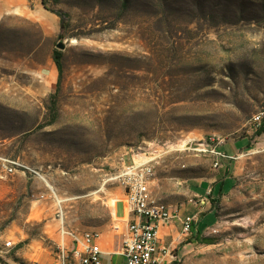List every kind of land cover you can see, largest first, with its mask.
Returning a JSON list of instances; mask_svg holds the SVG:
<instances>
[{
	"label": "rangeland",
	"instance_id": "1",
	"mask_svg": "<svg viewBox=\"0 0 264 264\" xmlns=\"http://www.w3.org/2000/svg\"><path fill=\"white\" fill-rule=\"evenodd\" d=\"M27 1L0 22V264L56 258L61 215L69 228L108 224L126 152L167 177L198 160L189 175L202 177L220 143L241 149L232 189L206 197L216 223L170 264H264V118L253 123L264 114V0Z\"/></svg>",
	"mask_w": 264,
	"mask_h": 264
},
{
	"label": "crops",
	"instance_id": "2",
	"mask_svg": "<svg viewBox=\"0 0 264 264\" xmlns=\"http://www.w3.org/2000/svg\"><path fill=\"white\" fill-rule=\"evenodd\" d=\"M27 2V0H0V22L6 15H20V13H25L27 10ZM47 70L48 71L44 74L46 87L50 91L56 90L59 84L60 73L54 64V60L50 62ZM225 146L226 144L220 143L219 146H215V149L225 154L227 158L221 160V166L218 169L213 167V169H210V171L202 177L195 176L194 174L189 175V172L193 173L196 170L194 167L198 164V160H191L188 165L193 167V169L190 168L192 170L182 172L176 177L162 176L155 172L151 190L157 198L170 207V210L174 216H176V219L172 222L159 226L160 241L163 246L171 250L174 259H178L180 256L183 257L191 249L196 248L201 238L206 236L210 226L216 223L214 203H212V205L211 203H207L203 206L199 204L200 199L207 197L211 202L216 197H219L220 194L225 195L232 189L234 180L233 168L235 166L236 157L239 156L241 149L234 154H227L221 151ZM127 156L131 157L132 163L133 161L141 162L136 158L138 156L131 154V152H126L124 155V163L126 165H128L125 162ZM226 187H228V192H224ZM194 201H197V203ZM118 203L123 204L122 215L117 214L116 206ZM187 216H196L195 221L191 225L190 234L183 233L182 222ZM125 218L124 203L120 200L116 202L113 219L108 224L92 228L84 226L73 227L71 229L78 232H86L90 231L87 229H93L95 230L94 232L101 234L99 245L103 252L102 264H126V260L121 254L123 238L128 230V222H126ZM207 222L210 223V225H205ZM203 224L205 226H203ZM53 227H55V225L51 223V228ZM59 227L55 234H51L52 238H50L55 241L56 247L63 242L62 236L59 233ZM23 237L24 236L21 237L22 241L24 239ZM65 241L67 248L72 249L73 245L71 240L67 239ZM170 263L171 260L167 262V264ZM43 264H61V262L58 260V255H56V258L52 259L45 257L43 259ZM68 264L81 263L78 259H71Z\"/></svg>",
	"mask_w": 264,
	"mask_h": 264
},
{
	"label": "built area",
	"instance_id": "3",
	"mask_svg": "<svg viewBox=\"0 0 264 264\" xmlns=\"http://www.w3.org/2000/svg\"><path fill=\"white\" fill-rule=\"evenodd\" d=\"M264 114L257 115L253 123L259 125ZM214 158L213 167L218 169L221 160L227 156L214 148L206 150ZM18 165L2 160L5 174L13 173L12 166ZM155 177V166L153 160L136 162L126 165L123 158V166L111 178L124 191V207L126 210V222L128 230L123 238L121 254L126 264H167L174 258L169 248L163 246L159 238V226L168 224L176 219L169 206L157 198L152 190L151 184ZM43 197V196H42ZM195 202V201H194ZM197 203V201L195 202ZM209 203L207 198H201L199 204ZM196 216H187L183 222V233H191V225ZM59 227V233L63 242L57 246L58 260L61 264H68L71 259H78L81 264H102L103 252L99 245L101 234L94 231L78 232L67 227L63 221ZM67 239L71 240L72 249L66 245ZM13 246L12 242H6V247Z\"/></svg>",
	"mask_w": 264,
	"mask_h": 264
},
{
	"label": "trees",
	"instance_id": "4",
	"mask_svg": "<svg viewBox=\"0 0 264 264\" xmlns=\"http://www.w3.org/2000/svg\"><path fill=\"white\" fill-rule=\"evenodd\" d=\"M42 2V5L46 8V0H41ZM67 24L66 22L64 21V19L62 20V23H61V30H64L66 28ZM60 38L62 39V34H60ZM62 59H63V54L62 52L60 51H56L54 56H53V60H54V64L57 68V70L59 71V73H61V68H62ZM263 129L259 130L258 134L261 135L263 133ZM213 241L212 240H209V239H203L201 241L202 244H210L212 243ZM174 264H177L176 262Z\"/></svg>",
	"mask_w": 264,
	"mask_h": 264
},
{
	"label": "water",
	"instance_id": "5",
	"mask_svg": "<svg viewBox=\"0 0 264 264\" xmlns=\"http://www.w3.org/2000/svg\"><path fill=\"white\" fill-rule=\"evenodd\" d=\"M58 47H59L60 49H63V48H64V45H63V44H59Z\"/></svg>",
	"mask_w": 264,
	"mask_h": 264
},
{
	"label": "bare ground",
	"instance_id": "6",
	"mask_svg": "<svg viewBox=\"0 0 264 264\" xmlns=\"http://www.w3.org/2000/svg\"><path fill=\"white\" fill-rule=\"evenodd\" d=\"M175 148V147H174ZM138 162V161H137ZM146 162V161H145ZM164 206H168L166 203H164Z\"/></svg>",
	"mask_w": 264,
	"mask_h": 264
}]
</instances>
